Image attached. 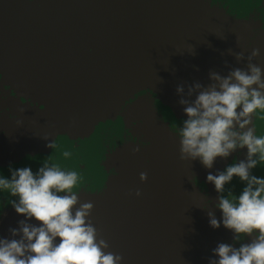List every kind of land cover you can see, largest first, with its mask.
<instances>
[{"label":"water","instance_id":"95a60500","mask_svg":"<svg viewBox=\"0 0 264 264\" xmlns=\"http://www.w3.org/2000/svg\"><path fill=\"white\" fill-rule=\"evenodd\" d=\"M253 49L264 69V0H0V172L44 160L77 171L74 191L122 264H208L232 232L209 226L220 194L206 177L247 149L212 169L181 159L176 88L246 68ZM254 123L264 135V113ZM252 171L264 176V165ZM22 219L4 207L0 237Z\"/></svg>","mask_w":264,"mask_h":264},{"label":"clouds","instance_id":"9594fccd","mask_svg":"<svg viewBox=\"0 0 264 264\" xmlns=\"http://www.w3.org/2000/svg\"><path fill=\"white\" fill-rule=\"evenodd\" d=\"M259 55L253 49L246 68H233L226 76L210 72L208 86L194 83L186 93L184 85L176 88L186 116L176 130L181 159H198L212 169L217 157L247 149L245 160L206 177L220 194L215 208L221 216L208 211L209 226L230 230L234 241L218 243L208 264H264V176L252 171L264 165V135L256 134L254 123L257 112L264 113V69L253 63ZM235 57L245 59L243 53ZM46 146L56 147L53 141ZM71 155L63 152L65 158ZM8 172L10 176L0 172V193L15 199L0 203V211L10 205L24 219L9 229L11 238L0 237V264H122L123 257L105 251L108 243L98 239L89 219L93 203H81L74 191L80 181L77 171L44 160L35 172L28 166H9ZM234 177L244 185L239 195L225 189ZM140 179L145 181L147 174L142 172ZM203 208L207 210V202ZM245 237L250 242L234 246Z\"/></svg>","mask_w":264,"mask_h":264},{"label":"flooded vegetation","instance_id":"af4514ba","mask_svg":"<svg viewBox=\"0 0 264 264\" xmlns=\"http://www.w3.org/2000/svg\"><path fill=\"white\" fill-rule=\"evenodd\" d=\"M230 232H231V231H230ZM250 240H251V237H245L244 240L235 243L234 246L238 247V246H239V243H247V242H250ZM221 242H224V243H234V241H233V233H231V235H228V236H226V237H222V238L219 240V243H221Z\"/></svg>","mask_w":264,"mask_h":264}]
</instances>
